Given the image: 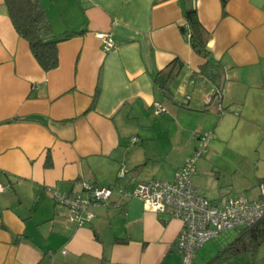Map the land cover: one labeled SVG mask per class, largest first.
Returning a JSON list of instances; mask_svg holds the SVG:
<instances>
[{
	"label": "crops",
	"instance_id": "0c3cea01",
	"mask_svg": "<svg viewBox=\"0 0 264 264\" xmlns=\"http://www.w3.org/2000/svg\"><path fill=\"white\" fill-rule=\"evenodd\" d=\"M37 1L52 34L72 36L58 44V67L44 72L0 0V264H180L178 219L115 194L77 227L46 189L77 193L85 180L131 191L169 155L170 181L198 135L264 124V0H228L225 13L220 0H195L222 76V96L210 101L216 83L180 32V0ZM98 32L111 34V50ZM175 58L182 68L169 100L154 75ZM192 184L212 201L230 193Z\"/></svg>",
	"mask_w": 264,
	"mask_h": 264
},
{
	"label": "built area",
	"instance_id": "2783aa9c",
	"mask_svg": "<svg viewBox=\"0 0 264 264\" xmlns=\"http://www.w3.org/2000/svg\"><path fill=\"white\" fill-rule=\"evenodd\" d=\"M95 36L104 52L114 47L110 33L98 32ZM221 96L222 91L214 88L207 98L210 101L212 97ZM217 109L222 112L220 104ZM165 111L160 102L154 103L155 114ZM197 139V149L192 158L175 171L170 181L140 182L133 190L127 191L114 185L102 187L83 180L77 193H65L51 187L46 190L56 205L66 209L67 221L77 227L90 222L95 216L93 209L109 205L115 194L120 198L137 199L146 210L156 214L176 218L181 222L175 242L181 257L180 264H194L196 251L221 232L230 229L238 231L264 218V185H259L254 197L224 194L218 201L209 200L193 186L195 162L206 152L212 133L200 134ZM126 172V169H121L119 176Z\"/></svg>",
	"mask_w": 264,
	"mask_h": 264
},
{
	"label": "rangeland",
	"instance_id": "374dc122",
	"mask_svg": "<svg viewBox=\"0 0 264 264\" xmlns=\"http://www.w3.org/2000/svg\"><path fill=\"white\" fill-rule=\"evenodd\" d=\"M162 138L161 143L159 136L155 141L158 148L159 143L162 146L165 145ZM207 146L206 152L195 162L196 172L192 180L195 182L199 178L202 185L216 191L219 188L227 189L230 192L228 195L242 193L248 197H254L259 185H264V124L260 127L245 124L221 125ZM171 160L170 155L169 159L163 157L157 159L155 165L152 163L142 177L144 180L170 179L171 171L168 169L167 162ZM164 168L166 170L163 173ZM237 234L236 230H225L206 242L197 250L194 264H212L216 255L234 240ZM223 264H264V243L254 254L245 252Z\"/></svg>",
	"mask_w": 264,
	"mask_h": 264
},
{
	"label": "trees",
	"instance_id": "16d2710c",
	"mask_svg": "<svg viewBox=\"0 0 264 264\" xmlns=\"http://www.w3.org/2000/svg\"><path fill=\"white\" fill-rule=\"evenodd\" d=\"M227 2L228 0H220L223 13H225ZM4 3L15 31L28 43L30 52L39 67L44 72L56 69L59 65L58 44L61 41L69 39L72 33L55 37L52 34L45 11L37 0H4ZM180 3L183 16V23L179 26L180 32L191 49L197 55L206 59V64L203 66L201 74L216 83L215 89L221 90V71L214 62L212 53L208 47L210 33L199 21L195 0H180ZM181 68L182 62L178 58H175L154 75L156 90L169 100L173 98L170 86ZM95 99L96 95L94 96L92 106L88 108L85 114L92 110ZM219 113L222 114L220 111ZM45 165L47 167L51 165L49 156H47ZM237 232L238 234L235 239L216 255L212 264H223V262L229 261L234 256L245 252L254 254L258 247L264 243V218L253 225L239 229Z\"/></svg>",
	"mask_w": 264,
	"mask_h": 264
}]
</instances>
